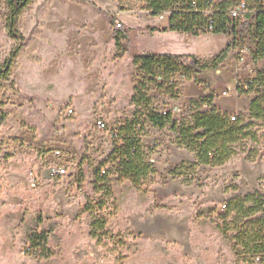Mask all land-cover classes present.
<instances>
[{
	"label": "rangeland",
	"instance_id": "obj_1",
	"mask_svg": "<svg viewBox=\"0 0 264 264\" xmlns=\"http://www.w3.org/2000/svg\"><path fill=\"white\" fill-rule=\"evenodd\" d=\"M88 1L34 0L17 20L26 41L9 76L0 77V264H235L218 217L230 199L264 194V142L253 162L240 153L223 166L200 165L195 174L187 168L183 177L174 172L195 162L194 154L169 128L141 117L156 173L138 186L111 176L107 192L99 172L111 167V133L134 118V86L146 77L133 63L142 36L132 35L120 50L114 28L120 23L128 33L149 15L139 1ZM7 16L8 0H0V69L19 44L7 32ZM235 63L245 64L241 54ZM180 70L188 72V64ZM220 84L207 95L234 103ZM149 87L157 111L186 118L190 103L181 91L172 98L165 86ZM252 97L236 101L229 117H247ZM55 151L64 177L50 175ZM88 204L93 212L85 211ZM94 217L107 221L100 240L91 235Z\"/></svg>",
	"mask_w": 264,
	"mask_h": 264
},
{
	"label": "trees",
	"instance_id": "obj_2",
	"mask_svg": "<svg viewBox=\"0 0 264 264\" xmlns=\"http://www.w3.org/2000/svg\"><path fill=\"white\" fill-rule=\"evenodd\" d=\"M32 1L8 0L6 29L19 44L5 60L0 77L9 76L13 62L25 44L26 39L17 28V20ZM126 1L143 2L145 6L141 9L153 17L169 14V27L163 31L194 36L222 34L231 40L211 62H202L194 55L144 53L135 56L134 65L146 77L136 81L134 86L131 98L136 108L134 118L126 120L118 130L113 131L115 144L107 158L111 167L99 172L100 182L107 186V192L111 176L129 179L138 186L156 173L142 142L144 127L141 117L160 130L169 128L176 134L178 146L194 154L195 162H182L174 172L176 175L185 177L187 168L195 174L200 165L223 166L240 153H247V159L255 161L264 142V133H261L264 128V70H258L251 79L238 82V94L253 97L248 104L247 117H235L234 121L214 104L213 95L191 100L186 118L178 121L172 111L159 112L155 109L149 84H156L159 89L167 87V94L174 98L183 82L197 80L199 72L217 68L236 49L246 50L254 63L264 61V0H247L245 11L238 17H231L230 11L236 3L228 0ZM98 11L113 18L111 21L114 22L113 14L104 13L101 9ZM114 29L117 48L125 50L123 43L129 42L126 32L116 26ZM185 63L188 64V72L180 70ZM204 106L207 110H202ZM224 208L218 217V228L231 244L235 264H264V194L255 191L238 195L230 199ZM91 209L88 204L85 211ZM106 222L103 217L93 218L92 237L101 239L100 232L105 229ZM40 238L44 242L47 240L46 237Z\"/></svg>",
	"mask_w": 264,
	"mask_h": 264
},
{
	"label": "crops",
	"instance_id": "obj_3",
	"mask_svg": "<svg viewBox=\"0 0 264 264\" xmlns=\"http://www.w3.org/2000/svg\"><path fill=\"white\" fill-rule=\"evenodd\" d=\"M220 2L223 0H214ZM149 15V21L145 24H139L138 28L130 26L128 33L126 32L128 39L130 40L132 35L140 34L141 48L139 54H177V55H194L202 62H211L230 42L231 38L222 34H202L194 36L190 33H179L176 31H163L169 27V14H164L162 17H153L148 11L143 10ZM143 28L144 30H140ZM138 54V55H139ZM241 54L245 64L238 66L234 64V58ZM258 70H264V61L254 63L251 55L242 49H236L227 56V58L217 67L209 68L199 72L196 75L197 80L192 79L185 81L180 86V97L187 103H190L193 99H199L206 97L207 92L210 89L221 87L226 85L225 89L233 92V97L236 96L234 103H228L226 105L220 104V99L214 95V104L225 113L237 110L238 100L243 97L236 91L238 82L251 79L255 76ZM211 72H216L217 79L210 75ZM197 91L201 93L195 94ZM222 95H229L227 91Z\"/></svg>",
	"mask_w": 264,
	"mask_h": 264
},
{
	"label": "built area",
	"instance_id": "obj_4",
	"mask_svg": "<svg viewBox=\"0 0 264 264\" xmlns=\"http://www.w3.org/2000/svg\"><path fill=\"white\" fill-rule=\"evenodd\" d=\"M244 11H245V2L244 1H239L231 9L230 15H231V17H238ZM117 26L121 27V24L117 23ZM224 93H226V92H224ZM231 120L234 121L235 120V116H232ZM96 125H97V127L102 128V129L106 127V125H105L103 120H98L96 122ZM114 136H115V133L114 132L111 133V137L113 138ZM61 155H62L61 151H55V153H54V157L56 159H58V160L55 161V163H53L50 166V168H49L50 175L53 176V177H64L67 174V170H66V166H65L64 162L59 160L61 158ZM223 207H225V205H223Z\"/></svg>",
	"mask_w": 264,
	"mask_h": 264
}]
</instances>
